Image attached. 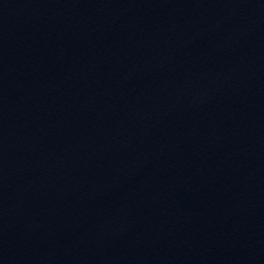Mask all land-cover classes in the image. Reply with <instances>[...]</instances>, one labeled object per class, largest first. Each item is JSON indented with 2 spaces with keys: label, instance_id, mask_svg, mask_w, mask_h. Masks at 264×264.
Wrapping results in <instances>:
<instances>
[{
  "label": "water",
  "instance_id": "obj_1",
  "mask_svg": "<svg viewBox=\"0 0 264 264\" xmlns=\"http://www.w3.org/2000/svg\"><path fill=\"white\" fill-rule=\"evenodd\" d=\"M0 264H264V0H0Z\"/></svg>",
  "mask_w": 264,
  "mask_h": 264
}]
</instances>
